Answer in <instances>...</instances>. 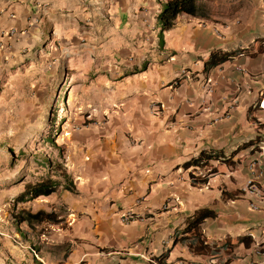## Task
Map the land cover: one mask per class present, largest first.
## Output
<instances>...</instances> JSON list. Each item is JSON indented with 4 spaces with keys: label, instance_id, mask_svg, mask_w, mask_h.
Wrapping results in <instances>:
<instances>
[{
    "label": "crops",
    "instance_id": "obj_1",
    "mask_svg": "<svg viewBox=\"0 0 264 264\" xmlns=\"http://www.w3.org/2000/svg\"><path fill=\"white\" fill-rule=\"evenodd\" d=\"M262 1L207 0L208 16L181 14L160 33L163 0H0V77L48 39L69 34L89 49L69 58L85 64L89 111L68 132L73 188L40 196L38 208L57 213L47 242L68 251L41 264H264ZM101 46L114 58L96 62ZM212 52L227 57L205 69ZM201 151L231 161L212 160L217 170L202 185L189 178L201 168L185 167ZM202 207L215 213L201 225L205 243H226L210 256L181 234Z\"/></svg>",
    "mask_w": 264,
    "mask_h": 264
},
{
    "label": "rangeland",
    "instance_id": "obj_2",
    "mask_svg": "<svg viewBox=\"0 0 264 264\" xmlns=\"http://www.w3.org/2000/svg\"><path fill=\"white\" fill-rule=\"evenodd\" d=\"M88 19L99 26L103 17L88 16ZM95 34L101 37V33ZM125 35L130 43L132 36ZM84 42L85 39L77 38L75 45L69 34L58 36L55 41L48 39L45 49L34 52L30 63L25 65L23 58L17 68L0 77V180H4L0 181V264H41L39 259L44 257L62 260V254L68 251L66 242L58 245L47 242L58 234L53 224L14 220L17 213L37 211L44 200L38 197L15 203L14 197L25 182L36 181L59 169L67 170L68 132L81 126L77 117L89 114L82 108L88 106L82 95L85 80L79 74L85 64L80 61L75 64L69 59L70 54L85 55L89 49L81 48ZM101 51L102 46L94 55L96 62L104 63L108 55L114 58L111 53L103 55ZM94 64L92 60L88 70H83L85 74L91 76L97 71L92 70ZM59 179L65 184L69 181ZM58 213L63 215V210ZM59 227L64 229L67 224Z\"/></svg>",
    "mask_w": 264,
    "mask_h": 264
},
{
    "label": "trees",
    "instance_id": "obj_3",
    "mask_svg": "<svg viewBox=\"0 0 264 264\" xmlns=\"http://www.w3.org/2000/svg\"><path fill=\"white\" fill-rule=\"evenodd\" d=\"M207 0H163L161 8L157 14L156 21L160 26V33L167 31L176 23V19L181 14L191 16H208L210 13L204 2ZM227 55L218 56L216 52H212L207 59L204 68L208 69L211 66H215L222 60L226 59ZM212 160H221L222 162H231L230 157L223 158L217 152L212 151H201L198 155L191 157L186 163L185 167L192 166V169H204V175L195 176L189 173V178L193 184H206L208 178L217 169L210 165ZM208 168V169H207ZM66 178L67 184L63 183L59 178ZM70 176L65 169H59L54 173H48L46 177L38 179L36 181H27L24 183L22 190L14 197L15 203L19 202H30L40 196H48L59 187L64 190L72 191L73 183ZM215 215L212 209L202 207L198 208L187 217L185 226L181 231L183 234L182 239L188 240V247L191 252L203 255H213V252L218 251L220 248L225 247L226 243L220 246L209 245L205 243L204 237L202 236L201 225L206 218L213 217ZM16 223L26 224H40L43 222H49L51 224L56 223L57 213L46 212L44 210L37 211H25L14 215ZM65 256V254L63 255ZM65 258V257H64ZM229 258L224 263H228Z\"/></svg>",
    "mask_w": 264,
    "mask_h": 264
},
{
    "label": "built area",
    "instance_id": "obj_4",
    "mask_svg": "<svg viewBox=\"0 0 264 264\" xmlns=\"http://www.w3.org/2000/svg\"><path fill=\"white\" fill-rule=\"evenodd\" d=\"M263 4H264V0H263ZM185 71L183 70L182 71V73H184ZM259 107L262 109V110H264V97L262 98V100L260 101V103H259ZM205 174V171H204V169H201V170H199V171H196V173H194V175L195 176H197V175H204ZM247 186H248V188H251L252 190L254 189V190H256V186L254 185V181L253 180H248L247 181ZM128 217H129V215H124L123 216V219L125 220V221H127L128 220ZM32 250V249H31ZM33 252H34V250H32ZM157 264V263H156Z\"/></svg>",
    "mask_w": 264,
    "mask_h": 264
}]
</instances>
